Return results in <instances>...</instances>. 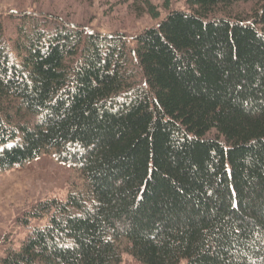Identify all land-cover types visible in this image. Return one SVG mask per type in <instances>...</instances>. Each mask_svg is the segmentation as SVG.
<instances>
[{"label":"trees","instance_id":"obj_1","mask_svg":"<svg viewBox=\"0 0 264 264\" xmlns=\"http://www.w3.org/2000/svg\"><path fill=\"white\" fill-rule=\"evenodd\" d=\"M177 1H133L155 23L130 38L0 17V173L81 179L0 264H264V0Z\"/></svg>","mask_w":264,"mask_h":264},{"label":"rangeland","instance_id":"obj_2","mask_svg":"<svg viewBox=\"0 0 264 264\" xmlns=\"http://www.w3.org/2000/svg\"><path fill=\"white\" fill-rule=\"evenodd\" d=\"M133 1L137 0H0V17L11 38L15 36L18 21L11 18L12 12L54 13L98 31H122L130 38L155 23L145 13L141 16L139 10L131 6ZM151 1L159 3V0ZM173 4L175 8L184 9L182 0ZM79 179L71 167L55 161L51 154H43L23 167L0 173V254L4 249L2 240L18 246L25 236L27 230L16 223L23 211L45 198H64L74 183L75 190L81 189ZM128 260L124 258L122 264H128Z\"/></svg>","mask_w":264,"mask_h":264}]
</instances>
